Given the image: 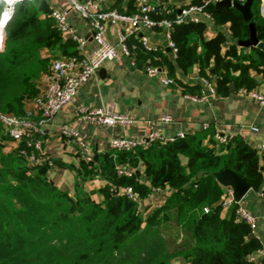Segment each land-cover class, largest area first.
<instances>
[{
  "label": "trees",
  "instance_id": "1",
  "mask_svg": "<svg viewBox=\"0 0 264 264\" xmlns=\"http://www.w3.org/2000/svg\"><path fill=\"white\" fill-rule=\"evenodd\" d=\"M258 2L252 3V21L258 41L264 44V18L254 11ZM43 8L38 0L21 3L5 26L0 115L25 117L26 101L40 94L37 83L50 73L53 61L42 56L41 50L49 51L51 57L77 55L75 43L57 30L50 12ZM111 9L132 12L134 6L128 11ZM203 10L211 15L212 24L227 27L229 41L221 31L205 38L208 25L203 21L173 24L170 39L177 48L175 63L138 48L137 66L164 65L169 76L175 66L184 73L196 66L200 77H214L218 93H227L230 83L236 90L255 89L258 82L251 72L264 77V53L256 48L243 53L236 45L248 38L247 23L233 8L218 10L207 3ZM193 42L199 52L192 49ZM197 90L184 87L186 94ZM34 138L32 134L8 149L10 140L0 124V264H253L247 258L260 244L248 238L249 227L237 220L236 203L223 211L225 188L213 174L230 169L264 199V152L240 140L234 145L218 144L210 129L157 140L147 148L110 150L102 162L80 159L77 190L70 195L48 180L46 163L29 164L21 155L22 150L30 153L26 143ZM206 138L210 146L203 144ZM117 166L128 167L133 174L118 175ZM96 169L107 175L106 184L95 191L101 196L99 202L80 183ZM125 187L139 199L158 189H167L169 195L142 217L138 204L118 192Z\"/></svg>",
  "mask_w": 264,
  "mask_h": 264
},
{
  "label": "crops",
  "instance_id": "2",
  "mask_svg": "<svg viewBox=\"0 0 264 264\" xmlns=\"http://www.w3.org/2000/svg\"><path fill=\"white\" fill-rule=\"evenodd\" d=\"M38 1L42 2L43 10L50 13L53 10L68 8L67 0ZM134 1L99 0L102 9H111L116 6L124 11L130 10L132 5L134 6ZM147 1L155 5H167L177 12L193 0ZM262 1L259 0L254 9L259 15ZM68 22L73 32L87 41L84 52L93 49L92 32L86 22L76 14H70ZM207 25L204 33L205 38L212 37L217 31H221L227 37V41L230 40L226 26H216L212 23H207ZM147 37L158 50H163V53L159 51L158 54L171 64L175 63V59L172 58L166 47V40L161 31L149 32ZM107 40L110 43L116 42L112 29L108 30ZM136 40V37L130 38L128 43L136 44ZM73 49L76 50L75 47ZM199 50L200 47L197 44L196 51L199 52ZM40 54L50 57L53 61L66 58L59 57L58 54L51 57L47 50H41ZM143 67H138L137 64L133 66L129 59L121 54L118 61L104 63L94 77L79 87L71 102L48 121L45 128L47 135L43 145L44 157L50 160L46 176L58 190L75 195L77 181H79L77 172L81 173L82 170L79 165L80 157L74 145L66 143L56 132L60 125L78 131L79 136L87 142L95 162H102V157L111 150L108 144L113 138L140 140L150 134H155L159 140L168 141L175 139L179 134L187 136L200 132L204 124L209 125L213 135L217 132L219 135L225 136L231 145H234L235 140H240L254 149L264 145V107L240 95L233 83H230L233 85L232 89L228 86L227 93H218L216 90L213 94L207 92L208 97L205 102H192L185 99L183 95L186 94L184 87H198L197 91L201 88V78L203 77L199 76L196 66L186 73L175 66L172 77L169 76L171 72L167 71L166 66L159 65L158 67L164 68L167 76L173 81L170 86H164L157 78L148 77L143 71ZM48 75L49 72L42 76L38 84L39 92L44 90ZM251 76L258 82L256 89H264V77L253 72H251ZM205 78L215 85L213 76ZM105 104H112L116 113L129 114L134 117L133 124L128 127H98L88 121H77L74 117L73 110L76 106L97 108ZM34 106V99H28L25 103V112L32 113L34 118H37L38 113ZM164 119H168V121H164ZM203 144L210 146L208 138L204 140ZM7 147L8 149L12 147L10 142L7 143ZM95 166L97 167L99 164ZM106 176L103 170H94L91 177L85 178L84 182L80 180L81 187L86 192L92 193L91 197L96 202L101 200V196L95 191L106 184ZM139 179L141 182H145L140 168ZM168 195L167 189H159L151 192L147 198L140 199L138 210L142 217L155 208L154 206L162 205ZM226 201H228V189H225L221 200L223 211L228 209L223 205V202ZM241 204L256 218V230L251 235L260 244V248L249 255L247 260L253 264H264V199L259 192L250 190L241 200Z\"/></svg>",
  "mask_w": 264,
  "mask_h": 264
},
{
  "label": "built area",
  "instance_id": "3",
  "mask_svg": "<svg viewBox=\"0 0 264 264\" xmlns=\"http://www.w3.org/2000/svg\"><path fill=\"white\" fill-rule=\"evenodd\" d=\"M33 1L35 0H0V24L3 31V35L0 36V50H2L5 26L14 14L16 7L21 3ZM67 1V9L53 10L50 17L54 20L57 30L75 43L77 55L52 61L50 73L46 77L45 88L34 98L35 111L39 115L37 119H34L32 113H26V116L22 118L12 114L0 115V124L8 135L12 147L16 148L23 139L31 137L32 134L35 135L30 143H26L31 148L30 153L25 150L21 151V155L29 164L46 163L50 165V160L44 157L43 151L44 140L47 135L46 124L71 102L79 87L94 77L104 63L118 61L121 54L129 59L134 66L136 64L135 51L138 48L147 54H155L159 51L163 53V50H158L147 37V33L154 30L163 33L166 47L172 58L176 59L177 48L170 39L172 25L201 21L212 23L211 15L203 10V6L207 3L215 4L222 0H206L203 5H187L177 12L167 5H155L147 0H135L132 12L102 9L99 0ZM230 1H236L239 4L245 2V0ZM259 13L264 18V0L260 4ZM70 14H76L83 19L92 32L94 47L90 51L84 52L87 41L77 36L71 29L68 22ZM109 29H112L115 34V43H110L107 40ZM134 37L137 38V43L129 44L128 40ZM143 71L148 77L157 78L164 86L173 84V81L167 76L166 70L162 67L146 64ZM215 90V85L208 78L203 77L198 93L184 94L183 97L192 102H205L208 97L207 92L213 94ZM238 93L264 107V89H238ZM73 113L77 121H88L98 127H128L134 122V117L129 114L116 113L112 104H105L97 108L76 106ZM164 121H168V119H164ZM208 129V124L202 125V130ZM56 132L66 143L74 145L80 159L87 162L92 160L87 142L79 136L76 129L60 125ZM183 137L184 135L179 134L176 138ZM214 139L218 144H225L228 140L217 132L214 134ZM157 140L159 138L155 134H150L140 140L113 138L109 141L108 147L111 150L131 151L136 148H147ZM256 150L264 152V145L259 146ZM116 171L121 176L133 174V170L125 166H117ZM118 192L137 204L140 200L130 187L120 189ZM232 203L234 202L231 191L228 190V201L223 202V205L229 207ZM204 211L207 212L208 209L205 208ZM235 215L237 220L246 224L253 234L257 226L256 218L241 202L236 203Z\"/></svg>",
  "mask_w": 264,
  "mask_h": 264
},
{
  "label": "water",
  "instance_id": "4",
  "mask_svg": "<svg viewBox=\"0 0 264 264\" xmlns=\"http://www.w3.org/2000/svg\"><path fill=\"white\" fill-rule=\"evenodd\" d=\"M253 0H245L243 4H239L236 1L222 0L216 2L214 7L216 9H236L242 16V19L248 25V38L242 41H236V45L242 48L243 52H247L251 48H256L261 50L264 53V44L259 42L257 39L255 26L252 21V7ZM197 43H192V49L196 50ZM229 88L232 89L233 85L230 84ZM213 177L218 185L222 188L228 189L231 191L232 200L234 203H239L244 198V196L251 190L246 179L238 176L235 172L230 169H224L213 174ZM252 235H249V239L252 238Z\"/></svg>",
  "mask_w": 264,
  "mask_h": 264
},
{
  "label": "bare ground",
  "instance_id": "5",
  "mask_svg": "<svg viewBox=\"0 0 264 264\" xmlns=\"http://www.w3.org/2000/svg\"><path fill=\"white\" fill-rule=\"evenodd\" d=\"M3 35L2 25L0 24V36Z\"/></svg>",
  "mask_w": 264,
  "mask_h": 264
},
{
  "label": "rangeland",
  "instance_id": "6",
  "mask_svg": "<svg viewBox=\"0 0 264 264\" xmlns=\"http://www.w3.org/2000/svg\"><path fill=\"white\" fill-rule=\"evenodd\" d=\"M4 37H5V29H4ZM4 40V39H3ZM2 48H3V44H2ZM0 52H1V50H0ZM40 83V81L37 83V86H38V84ZM156 207H158V206H156ZM155 207V208H156Z\"/></svg>",
  "mask_w": 264,
  "mask_h": 264
}]
</instances>
